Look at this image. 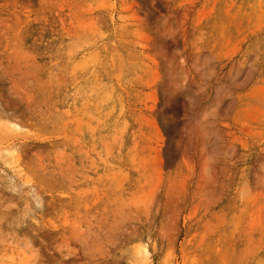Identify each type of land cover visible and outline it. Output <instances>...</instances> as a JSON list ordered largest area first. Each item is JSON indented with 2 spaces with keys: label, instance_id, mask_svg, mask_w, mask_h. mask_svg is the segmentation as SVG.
Wrapping results in <instances>:
<instances>
[{
  "label": "rangeland",
  "instance_id": "1",
  "mask_svg": "<svg viewBox=\"0 0 264 264\" xmlns=\"http://www.w3.org/2000/svg\"><path fill=\"white\" fill-rule=\"evenodd\" d=\"M227 215L264 264V0H0V264H230Z\"/></svg>",
  "mask_w": 264,
  "mask_h": 264
},
{
  "label": "bare ground",
  "instance_id": "2",
  "mask_svg": "<svg viewBox=\"0 0 264 264\" xmlns=\"http://www.w3.org/2000/svg\"><path fill=\"white\" fill-rule=\"evenodd\" d=\"M257 184H253L251 186L247 181L238 190L233 191L234 195L230 198V200L233 201V204L234 203L239 204L242 203L244 200L246 201L253 197L257 198V196L254 194V190L257 189L256 187ZM232 220L234 219L231 215H227L225 217L219 216L216 218L215 221L204 224L198 234V236L201 235L203 240L207 242L206 246L203 248L202 253H204V250L208 251V254H210L208 258H212L217 263L221 259H224L226 256L230 258L227 259V262H229L230 264H234L239 260V259H234L235 255L238 253L236 246L238 238L234 233L235 230L232 228V224H231ZM236 220L237 222L241 221L240 219L239 220L236 219ZM220 235H224L223 237L224 243L220 246H216L215 249L211 248V245H209L210 243L207 240L211 239L213 241L216 239L217 236ZM207 248H209L210 250L209 249L207 250Z\"/></svg>",
  "mask_w": 264,
  "mask_h": 264
}]
</instances>
